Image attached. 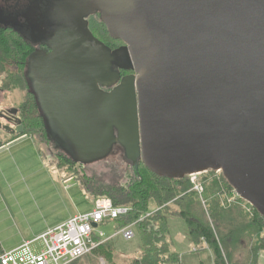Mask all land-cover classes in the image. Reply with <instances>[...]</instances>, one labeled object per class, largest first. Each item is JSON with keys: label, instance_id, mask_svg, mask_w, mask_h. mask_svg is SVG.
<instances>
[{"label": "water", "instance_id": "1", "mask_svg": "<svg viewBox=\"0 0 264 264\" xmlns=\"http://www.w3.org/2000/svg\"><path fill=\"white\" fill-rule=\"evenodd\" d=\"M50 3V52L31 77L63 153L89 165L119 148L170 180L220 171L264 219V0ZM96 15L117 51L88 29Z\"/></svg>", "mask_w": 264, "mask_h": 264}, {"label": "rangeland", "instance_id": "2", "mask_svg": "<svg viewBox=\"0 0 264 264\" xmlns=\"http://www.w3.org/2000/svg\"><path fill=\"white\" fill-rule=\"evenodd\" d=\"M21 5H28V2L0 0L1 11L7 13L22 9L19 8ZM110 44L118 47V44ZM25 93L21 81L17 83L11 75L0 70V111L20 109L25 103ZM0 123L4 124L2 121ZM29 133L28 138L0 148V244L5 252L41 235L48 227L55 228L68 218L93 208L91 198L78 181L79 177L76 179L69 175L67 178L64 171L57 168L56 163L59 165V162L51 157L48 147L38 139L36 132L31 130ZM7 135L0 129V139L10 138ZM128 165L121 151L119 155L114 149L105 160L84 166L83 169L71 164L65 170L76 176L81 177L84 173L86 177L95 175L111 182L112 175L118 172L123 175ZM193 205V212L214 230L225 264H252L251 253H256V237L264 238V231L261 234L256 232L250 216L241 205L232 204L215 211L208 206L206 212L201 204ZM148 207L149 212L156 208L154 203ZM119 224H123V221ZM167 226L168 234L160 245L166 243L169 252L179 256L176 264H214L213 253L206 244L195 245L189 239L182 218H168ZM133 230L134 238L127 241L121 235L114 236V222L101 225L98 231L103 233L105 239H111L109 244L114 250L112 260L109 262L102 254L89 255L75 264H133L135 257L140 256L141 249L140 237ZM193 245L198 251L194 250ZM258 260L259 264H264V249L259 253L257 264Z\"/></svg>", "mask_w": 264, "mask_h": 264}, {"label": "trees", "instance_id": "3", "mask_svg": "<svg viewBox=\"0 0 264 264\" xmlns=\"http://www.w3.org/2000/svg\"><path fill=\"white\" fill-rule=\"evenodd\" d=\"M50 1L51 0L45 1L46 4L41 8L43 11L51 12L53 10ZM87 23L88 29L93 36L110 50L114 49L110 43L123 46V43L120 41H114L109 37L105 26L99 19V15L89 17ZM9 32V28L5 29L0 27V70L3 73L11 75L13 79H16L17 83L21 81L24 85L25 91L26 71L23 67L25 66L24 64L27 58L25 60L23 59L24 63H18L21 61L24 44L23 42H20L18 39L19 37L15 32ZM23 58H25L24 55ZM6 63L11 64L12 67L14 65H17L18 67L14 66L13 69L9 71L6 68ZM120 75L121 77L131 76L133 75V72L130 70L124 71L123 74L121 73ZM20 109L22 118V123L20 125L24 132L21 135L19 134L10 137L4 144L9 143L22 135L29 136L31 130L36 132L38 139L44 143V145L47 141L50 142L44 125L42 124V117L39 115L40 111L34 94H29L28 92L25 93V103ZM27 128H30V131H27ZM55 150L56 149L54 148L53 151ZM117 152L120 155L118 149ZM50 154L51 157L59 162L58 165L55 161L56 166L58 169L64 171L67 178H69V175L76 179L79 177L78 181L86 194L91 198L92 203L98 198H108L111 200L113 206L129 209L127 216L116 220L115 224L116 228H121L128 223H136L134 229L140 237L141 249L140 256L137 258L135 257L133 264H176L179 261V256L176 253L169 252L166 243L163 242L162 245H160L164 240V236L168 234L167 220L170 217H179L185 221L189 239L195 245L204 242L207 248L213 253L214 264H225L222 253L218 247L214 230L207 222H204L193 212V204L197 203L200 205V202L195 193L188 192L190 185L186 177L174 180L159 178L149 172L140 162L137 168L128 165V170H125L123 175H120L119 172L114 173V175H112L113 180L108 182L95 175H92L91 177H86L84 173L81 177L76 176L75 173H72V175L71 172L65 170L67 165L72 164L73 166H79V168L82 169L87 165L74 163L65 153L56 154L51 152ZM212 174V171H208V174L201 177V182L205 188L203 198L206 201L207 208L208 206L212 207L215 211L217 208L222 209L216 197V193L219 190V182L228 192L233 189L225 181L222 174L219 176V182L213 178ZM150 203H154L159 210L150 217L138 222L140 217L149 211L148 206ZM208 214L210 213L208 212ZM122 221L123 224H119L122 223ZM250 222L257 233L261 234V232L264 231V219L260 217L255 210H253V217L250 219ZM249 233L251 234L252 232L250 231ZM256 238V246H254L256 247V253H251L252 264H257L259 253L264 249V238ZM113 252L114 250L111 244L107 241L91 255L102 254L110 262L112 260ZM2 253L3 250L0 244V255ZM84 258H87V256ZM81 260L82 259L71 264H75Z\"/></svg>", "mask_w": 264, "mask_h": 264}, {"label": "built area", "instance_id": "4", "mask_svg": "<svg viewBox=\"0 0 264 264\" xmlns=\"http://www.w3.org/2000/svg\"><path fill=\"white\" fill-rule=\"evenodd\" d=\"M212 176L219 182L220 171L212 172ZM208 174L198 173L187 176L190 189L188 192L195 193L199 202L206 212L207 204L204 195V185L201 177ZM219 190L216 193L218 203L222 209L232 204H239L245 212L253 217V207L242 200L238 194L231 190L228 192L219 182ZM91 211L77 214L67 219L59 226L48 229L39 235L34 241L24 242L17 248L3 252L0 255V264H71L86 256L91 255L101 245L111 239H105L103 233L98 231L101 225L114 222L126 217L129 209L113 206L110 199L98 198L92 203ZM159 208L143 214L138 222L150 217ZM136 223H128L124 227H117L114 236L121 235L125 240L134 238ZM96 225V227H94ZM36 243H39L36 245ZM204 243V242H203Z\"/></svg>", "mask_w": 264, "mask_h": 264}, {"label": "flooded vegetation", "instance_id": "5", "mask_svg": "<svg viewBox=\"0 0 264 264\" xmlns=\"http://www.w3.org/2000/svg\"><path fill=\"white\" fill-rule=\"evenodd\" d=\"M9 1H13V0H9ZM26 1L28 2V5L19 6V8L22 9L18 10L17 9L18 7L14 8L17 10L14 11L15 15L13 17H9V18L0 17V27L5 29L9 28L10 29L9 33L15 32V34L18 35L19 37L18 39L20 40V42H23L24 44V50L22 51L21 54V61L18 63L19 64L21 62L24 63V60L27 58L26 59L27 63L25 62L24 64L25 66L23 67L27 75L25 78V86H26V92H28L29 94L31 93L33 94V91L37 86V80L31 77V73H33L31 67L33 66L34 59L37 56H40L42 54L44 55L50 52L49 44L52 38L51 33L53 32V23H51L50 19H48L49 13L41 9L42 6L46 4L45 1L47 0H26ZM7 8L8 6L6 7V9ZM18 12L21 13L22 17L16 16L18 15ZM34 12H36L35 15L33 14ZM120 47L121 46L118 45V47L112 49V51L114 50L117 51ZM23 55L25 56V58H23ZM122 58L123 57L119 56L118 54V56L114 60L115 64L122 65V63H124ZM14 66L18 67L17 65ZM13 67L11 66V64L6 63V68L9 71H11ZM116 68L117 67H115V69ZM116 71H118V69H116ZM120 73L123 74V71H121ZM39 115H41L42 117V124L44 125L46 132L48 131V133L51 136L50 142L47 141L45 144L48 147L47 149L49 153L53 152L56 154H61V153L63 154V150H62L63 142L59 140L58 137L53 138L57 134L53 128V125L45 119L43 113ZM1 121L4 124L0 123V129L3 130L6 133V135L8 134L7 136L10 137L15 136L16 134L14 133V131L17 129L18 125L22 123L21 109L10 108L7 110L0 111V122ZM8 139L9 137H7L4 140L0 139V142L3 144V146L5 145L4 143ZM54 148H56L55 151H53ZM117 149L118 151L120 150L119 148Z\"/></svg>", "mask_w": 264, "mask_h": 264}, {"label": "crops", "instance_id": "6", "mask_svg": "<svg viewBox=\"0 0 264 264\" xmlns=\"http://www.w3.org/2000/svg\"><path fill=\"white\" fill-rule=\"evenodd\" d=\"M29 136H26V135H22V136H19L18 138H16L13 142L11 141V143H17V142H20V141H22V140H24L25 138H28ZM11 143H9V144H11ZM8 143L7 144H5L4 146H6V145H9ZM3 147V146H2ZM1 147V148H2ZM77 215V214H76ZM71 218V217H70ZM69 219V218H68ZM66 221V220H65ZM64 221V222H65ZM63 222H61L60 224H62ZM60 224H58V225H60ZM57 225V226H58ZM55 227H56V225H55ZM49 228V227H48ZM48 228H47V230H48ZM50 229H53V228H50ZM45 232V231H44ZM42 234V233H41ZM39 236V235H38ZM38 236H36V237H38ZM36 237H34L33 239H31V240H28V241H26V242H30V241H34L35 239H36ZM2 247V246H1ZM193 248H194V250L195 251H198L197 249H196V247L193 245ZM2 250H3V248H2ZM3 252H5L4 250H3ZM171 253H173L172 251H171ZM258 264H259V260H258Z\"/></svg>", "mask_w": 264, "mask_h": 264}]
</instances>
